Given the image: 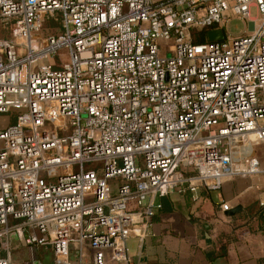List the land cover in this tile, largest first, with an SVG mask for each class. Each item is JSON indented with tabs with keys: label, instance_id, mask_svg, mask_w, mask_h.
<instances>
[{
	"label": "built area",
	"instance_id": "1",
	"mask_svg": "<svg viewBox=\"0 0 264 264\" xmlns=\"http://www.w3.org/2000/svg\"><path fill=\"white\" fill-rule=\"evenodd\" d=\"M230 17L252 32L194 42ZM0 20V264L13 240L131 264L158 199L261 173L264 0H0Z\"/></svg>",
	"mask_w": 264,
	"mask_h": 264
},
{
	"label": "crops",
	"instance_id": "2",
	"mask_svg": "<svg viewBox=\"0 0 264 264\" xmlns=\"http://www.w3.org/2000/svg\"><path fill=\"white\" fill-rule=\"evenodd\" d=\"M247 155L258 159L261 173L236 177L214 191L200 188L197 201L189 191L158 199L162 208L151 217L148 237L127 242L131 264H264V142ZM235 208L234 215L227 214ZM85 255L83 264H90V247ZM4 256L0 249V258ZM10 258L12 264H53L50 248L35 249L17 240L11 243ZM71 261H76L73 252Z\"/></svg>",
	"mask_w": 264,
	"mask_h": 264
},
{
	"label": "rangeland",
	"instance_id": "3",
	"mask_svg": "<svg viewBox=\"0 0 264 264\" xmlns=\"http://www.w3.org/2000/svg\"><path fill=\"white\" fill-rule=\"evenodd\" d=\"M56 15L53 17H50L49 20L46 21L44 24V27L42 29V32L46 35L48 33L56 32L54 29L53 23H56ZM257 18V13L256 9L254 7L251 8L250 12V19H256ZM1 20H0V26H1ZM223 32L225 36H231V37H243L250 32H252L253 25L250 23L248 19H241L237 17H230L224 24H223ZM37 38H40L43 36L42 34L37 35ZM10 37V32L6 30H0V38H9ZM58 56L61 57V61H67V57H63V55L60 53ZM58 60V59H56ZM54 60V62L56 61ZM27 68L23 67L21 71V76L20 80L21 82H25V74H26ZM7 117H11V115H6L2 116L3 119L6 120ZM13 122V118L11 119ZM247 142L245 141L242 146L237 148V154H243L245 151V145ZM248 146V145H247ZM13 242V241H12ZM35 251V250H34ZM31 252V251H30ZM32 253V252H31ZM33 255H35V252H33Z\"/></svg>",
	"mask_w": 264,
	"mask_h": 264
},
{
	"label": "water",
	"instance_id": "4",
	"mask_svg": "<svg viewBox=\"0 0 264 264\" xmlns=\"http://www.w3.org/2000/svg\"><path fill=\"white\" fill-rule=\"evenodd\" d=\"M204 36H205V41L209 43L221 41L224 39V33H223V30L221 29L206 31L204 33ZM237 211L238 209L235 208L229 211L227 214L234 215Z\"/></svg>",
	"mask_w": 264,
	"mask_h": 264
},
{
	"label": "trees",
	"instance_id": "5",
	"mask_svg": "<svg viewBox=\"0 0 264 264\" xmlns=\"http://www.w3.org/2000/svg\"><path fill=\"white\" fill-rule=\"evenodd\" d=\"M196 36L194 38L195 43H203L205 42V36L203 32H195Z\"/></svg>",
	"mask_w": 264,
	"mask_h": 264
}]
</instances>
